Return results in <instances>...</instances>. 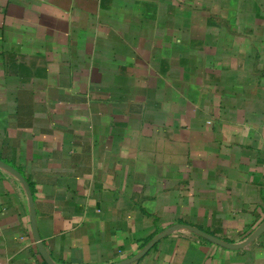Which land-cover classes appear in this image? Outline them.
Segmentation results:
<instances>
[{
  "label": "crops",
  "instance_id": "1",
  "mask_svg": "<svg viewBox=\"0 0 264 264\" xmlns=\"http://www.w3.org/2000/svg\"><path fill=\"white\" fill-rule=\"evenodd\" d=\"M0 264H264V0H0Z\"/></svg>",
  "mask_w": 264,
  "mask_h": 264
},
{
  "label": "water",
  "instance_id": "2",
  "mask_svg": "<svg viewBox=\"0 0 264 264\" xmlns=\"http://www.w3.org/2000/svg\"><path fill=\"white\" fill-rule=\"evenodd\" d=\"M8 169H9L12 173H14V174H15V175H16V176L22 181V183H23V185H24V188H25V190H26V192H27V195H28L29 202H30V204H31V212H30V214H31V222H32V228H33V233H34V239H35V242H36V246H37L39 252L41 253V255L43 256V258H44L47 262H49V260H48V256H47V254H46V252H45V250H44V248H43L42 240H41V238L39 237L38 232H37V229H36V225H35V214H34V208H33V204H32V196H31V192H30V189H29V187H28V184H27V182L25 181V179H24V178H23V177H22L17 171L13 170V169L10 168V167H8ZM180 226H181V227H188V228H191V229H193V230L199 232V233L202 234V235H205V236L210 237L208 234H205V233H203V232L197 230V229L194 228V227H191V226H188V225H184V224H181Z\"/></svg>",
  "mask_w": 264,
  "mask_h": 264
}]
</instances>
